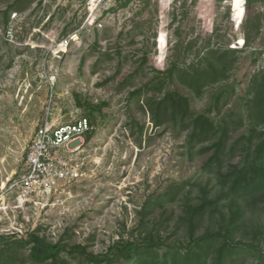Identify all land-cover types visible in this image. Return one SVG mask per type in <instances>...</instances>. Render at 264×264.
Segmentation results:
<instances>
[{"label":"rangeland","instance_id":"rangeland-1","mask_svg":"<svg viewBox=\"0 0 264 264\" xmlns=\"http://www.w3.org/2000/svg\"><path fill=\"white\" fill-rule=\"evenodd\" d=\"M230 1L0 0V264H170L213 232L224 264H264V191L225 179L264 166V0L239 26ZM49 117L90 127L69 175L24 202L12 179ZM116 244L137 255L106 259Z\"/></svg>","mask_w":264,"mask_h":264},{"label":"built area","instance_id":"built-area-1","mask_svg":"<svg viewBox=\"0 0 264 264\" xmlns=\"http://www.w3.org/2000/svg\"><path fill=\"white\" fill-rule=\"evenodd\" d=\"M89 127L86 117H78L59 123L46 119L36 128L27 146L24 169L12 179L18 199L35 202V197L56 189V182L69 175L68 155L81 146Z\"/></svg>","mask_w":264,"mask_h":264},{"label":"trees","instance_id":"trees-1","mask_svg":"<svg viewBox=\"0 0 264 264\" xmlns=\"http://www.w3.org/2000/svg\"><path fill=\"white\" fill-rule=\"evenodd\" d=\"M264 109V107H263ZM264 117V111H263ZM259 124L264 123V118L258 120ZM208 123L204 118L197 117L195 119V129H198L197 133L192 134L197 141L203 140L201 137L207 131H205L204 123ZM252 132L258 134L255 129H252ZM260 134V133H259ZM222 139H220L216 144L215 147L220 150L222 146ZM217 150V151H218ZM264 155V138L258 142L254 149V159H259ZM215 157V156H214ZM213 159V157L211 158ZM211 162V160H210ZM225 179H227V183L230 185L229 189L231 192H244L246 194L252 192H263L264 191V166H257V165H241L239 168H234L229 170L226 174ZM222 238L224 243L221 246L216 254L217 257V264H224L225 258L232 254L233 248L230 243L227 241V236L221 234L220 232H213L201 237H198L195 240V245L197 246V250H187L184 253L172 256V260L170 264H203L204 260L207 257V245H209L214 239ZM148 244H153V242H149ZM131 245V244H129ZM130 253V254H129ZM57 252L52 254V257H55ZM137 255L136 249L129 250L127 249V245H114L110 247L109 251L106 253V259H113L115 257L130 259ZM41 259V258H38ZM91 260L95 262L103 261L102 259H96L94 257H90ZM105 259V260H106Z\"/></svg>","mask_w":264,"mask_h":264},{"label":"bare ground","instance_id":"bare-ground-1","mask_svg":"<svg viewBox=\"0 0 264 264\" xmlns=\"http://www.w3.org/2000/svg\"><path fill=\"white\" fill-rule=\"evenodd\" d=\"M244 4H245V0H231L230 1V6H231V10H232V18L235 21L236 25L239 26V24L241 23L243 16H244ZM91 10L93 9V7L90 8ZM77 36L75 34L72 35V38H76ZM165 33L163 31H160V33L158 34L157 37V43L159 46V50H160V58L162 57L163 53H164V45H165ZM240 43L242 42V40L240 39L239 41ZM65 50V43L62 42L60 44V49L59 51H63ZM48 120L50 122L54 121V117H49Z\"/></svg>","mask_w":264,"mask_h":264}]
</instances>
